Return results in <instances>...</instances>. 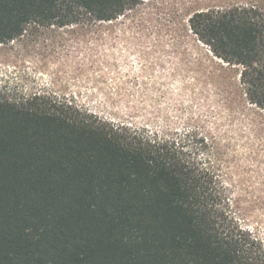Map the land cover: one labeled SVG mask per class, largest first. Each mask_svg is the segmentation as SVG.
<instances>
[{"label": "trees", "instance_id": "16d2710c", "mask_svg": "<svg viewBox=\"0 0 264 264\" xmlns=\"http://www.w3.org/2000/svg\"><path fill=\"white\" fill-rule=\"evenodd\" d=\"M145 0H0V43L31 28L99 31ZM120 68L182 129L117 121L49 93L0 97V264H264L218 168L247 105L264 113V9L194 12ZM198 109V113H197Z\"/></svg>", "mask_w": 264, "mask_h": 264}, {"label": "rangeland", "instance_id": "374dc122", "mask_svg": "<svg viewBox=\"0 0 264 264\" xmlns=\"http://www.w3.org/2000/svg\"><path fill=\"white\" fill-rule=\"evenodd\" d=\"M264 0H145L127 17L105 23L99 31L31 28L22 37L0 43V97L23 99L49 93L75 101L117 121L149 123L151 128L182 129L174 107L169 117L144 107L141 91L124 76L140 70L139 56L155 37L185 32L197 11L228 9ZM198 113V109H197ZM219 172L231 209L240 223L264 241V113L247 105L236 117L221 150Z\"/></svg>", "mask_w": 264, "mask_h": 264}]
</instances>
